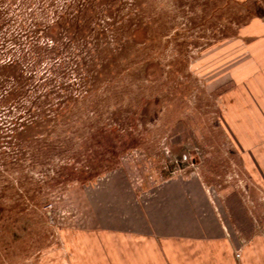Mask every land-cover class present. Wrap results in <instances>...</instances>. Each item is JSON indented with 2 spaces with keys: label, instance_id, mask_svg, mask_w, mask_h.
Returning <instances> with one entry per match:
<instances>
[{
  "label": "rangeland",
  "instance_id": "rangeland-1",
  "mask_svg": "<svg viewBox=\"0 0 264 264\" xmlns=\"http://www.w3.org/2000/svg\"><path fill=\"white\" fill-rule=\"evenodd\" d=\"M257 16L264 0H0V264L75 259L111 179L146 198L218 174L220 72Z\"/></svg>",
  "mask_w": 264,
  "mask_h": 264
},
{
  "label": "crops",
  "instance_id": "crops-1",
  "mask_svg": "<svg viewBox=\"0 0 264 264\" xmlns=\"http://www.w3.org/2000/svg\"><path fill=\"white\" fill-rule=\"evenodd\" d=\"M232 42L235 62L218 84L226 152L218 177L207 169L146 198H117L111 179L90 206L98 225L82 229L67 264H264V17Z\"/></svg>",
  "mask_w": 264,
  "mask_h": 264
}]
</instances>
